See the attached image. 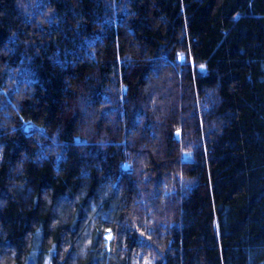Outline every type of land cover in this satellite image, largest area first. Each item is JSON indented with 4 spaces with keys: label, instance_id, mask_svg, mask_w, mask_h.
Segmentation results:
<instances>
[{
    "label": "trees",
    "instance_id": "obj_1",
    "mask_svg": "<svg viewBox=\"0 0 264 264\" xmlns=\"http://www.w3.org/2000/svg\"><path fill=\"white\" fill-rule=\"evenodd\" d=\"M0 264H264V0H0Z\"/></svg>",
    "mask_w": 264,
    "mask_h": 264
},
{
    "label": "rangeland",
    "instance_id": "obj_2",
    "mask_svg": "<svg viewBox=\"0 0 264 264\" xmlns=\"http://www.w3.org/2000/svg\"><path fill=\"white\" fill-rule=\"evenodd\" d=\"M106 238H107L108 241L110 240L111 236H110L109 232L106 234Z\"/></svg>",
    "mask_w": 264,
    "mask_h": 264
}]
</instances>
